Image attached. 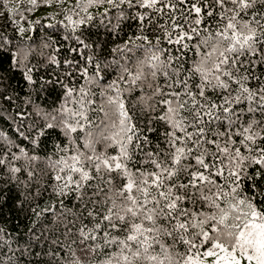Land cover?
I'll use <instances>...</instances> for the list:
<instances>
[{"label":"snow or ice","instance_id":"obj_1","mask_svg":"<svg viewBox=\"0 0 264 264\" xmlns=\"http://www.w3.org/2000/svg\"><path fill=\"white\" fill-rule=\"evenodd\" d=\"M0 264H264V0H0Z\"/></svg>","mask_w":264,"mask_h":264},{"label":"trees","instance_id":"obj_2","mask_svg":"<svg viewBox=\"0 0 264 264\" xmlns=\"http://www.w3.org/2000/svg\"><path fill=\"white\" fill-rule=\"evenodd\" d=\"M17 223H19L17 220H15V219L12 220V224H13V225H15V224H17Z\"/></svg>","mask_w":264,"mask_h":264}]
</instances>
